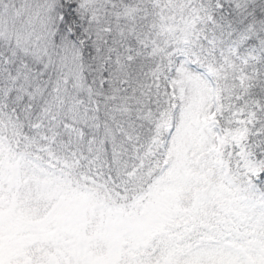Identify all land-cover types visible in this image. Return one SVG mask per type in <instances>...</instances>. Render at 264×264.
<instances>
[{
    "label": "snow or ice",
    "instance_id": "1",
    "mask_svg": "<svg viewBox=\"0 0 264 264\" xmlns=\"http://www.w3.org/2000/svg\"><path fill=\"white\" fill-rule=\"evenodd\" d=\"M0 264H264V0H0Z\"/></svg>",
    "mask_w": 264,
    "mask_h": 264
}]
</instances>
